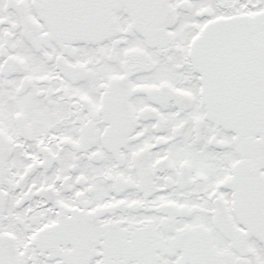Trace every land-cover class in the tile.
Here are the masks:
<instances>
[{
  "label": "snow or ice",
  "instance_id": "obj_1",
  "mask_svg": "<svg viewBox=\"0 0 264 264\" xmlns=\"http://www.w3.org/2000/svg\"><path fill=\"white\" fill-rule=\"evenodd\" d=\"M0 264H264V0H0Z\"/></svg>",
  "mask_w": 264,
  "mask_h": 264
}]
</instances>
